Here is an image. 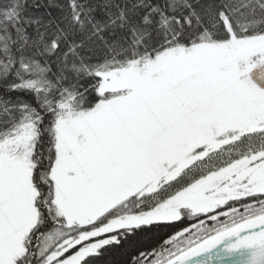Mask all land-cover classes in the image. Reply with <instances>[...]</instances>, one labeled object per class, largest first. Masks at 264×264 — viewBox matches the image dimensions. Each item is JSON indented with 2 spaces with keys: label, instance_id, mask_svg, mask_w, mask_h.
<instances>
[{
  "label": "snow or ice",
  "instance_id": "6c2138e0",
  "mask_svg": "<svg viewBox=\"0 0 264 264\" xmlns=\"http://www.w3.org/2000/svg\"><path fill=\"white\" fill-rule=\"evenodd\" d=\"M0 264H264V0H0Z\"/></svg>",
  "mask_w": 264,
  "mask_h": 264
}]
</instances>
